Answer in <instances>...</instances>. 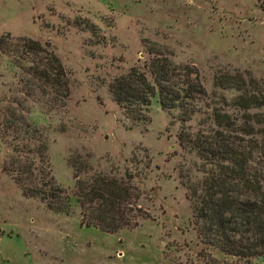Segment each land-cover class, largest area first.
Masks as SVG:
<instances>
[{
  "label": "rangeland",
  "instance_id": "obj_1",
  "mask_svg": "<svg viewBox=\"0 0 264 264\" xmlns=\"http://www.w3.org/2000/svg\"><path fill=\"white\" fill-rule=\"evenodd\" d=\"M18 37L58 58L68 95L58 102L27 96L30 75L0 48V264H264L200 241L187 187L202 179L201 161L177 138L182 126L208 127L211 107L238 95L217 85L223 75L238 70L264 85V2L0 0V38ZM149 51L197 70L207 96L188 121L177 108L162 109L157 96L139 120L112 99L110 81L130 67L143 69ZM10 107L43 130L50 174L65 194L60 211L23 194L16 172L7 169L24 142L3 127ZM76 156L89 166L80 178L130 177L142 214L136 226L108 233L80 223L70 165Z\"/></svg>",
  "mask_w": 264,
  "mask_h": 264
},
{
  "label": "trees",
  "instance_id": "obj_2",
  "mask_svg": "<svg viewBox=\"0 0 264 264\" xmlns=\"http://www.w3.org/2000/svg\"><path fill=\"white\" fill-rule=\"evenodd\" d=\"M0 48L18 58V66L30 75L25 79L27 96L35 99L39 93L40 97L48 95V102H58L68 95L58 58L36 41L18 37L6 42L0 38ZM246 77L238 70L223 75L217 85L233 88L238 95L230 102L222 98L219 105L211 107L208 127L189 132L182 126L177 138L182 148L193 151L201 161L202 179L187 187L198 238L206 246L248 263L264 258V85L249 74ZM109 91L133 119L143 117L151 98L157 96L162 109L180 111L183 123L190 119L196 102L207 96L195 68L152 51L143 69L133 66L114 77ZM16 102L20 108L21 103ZM6 110L9 116L4 129L24 141L15 147L19 157L7 169L16 172L14 178L23 194L37 196L50 210H62L65 194L50 174L43 130L16 108ZM76 160L70 165L76 179L73 194L80 206V223L108 233L136 226L142 214L130 177L98 172L80 178L79 171L89 166L79 156Z\"/></svg>",
  "mask_w": 264,
  "mask_h": 264
}]
</instances>
